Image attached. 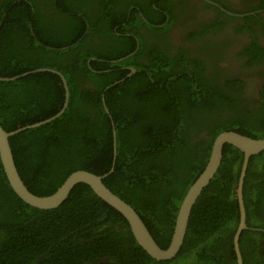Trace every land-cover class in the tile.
Here are the masks:
<instances>
[{"label":"trees","instance_id":"1","mask_svg":"<svg viewBox=\"0 0 264 264\" xmlns=\"http://www.w3.org/2000/svg\"><path fill=\"white\" fill-rule=\"evenodd\" d=\"M139 2L0 0V77L51 69L63 75L69 90L58 118L9 138L28 190L48 196L75 171L104 175L113 168L104 185L134 208L166 249L179 205L206 166L214 138L222 131L264 138V98L260 109L245 111L225 88L199 78L201 61L195 60L193 71H177L155 46L148 51L150 64L101 94L124 76L120 67L135 66L136 53L144 50L133 37L119 36L143 24L130 9ZM145 11L157 10L149 2ZM127 18L133 28H120ZM163 20L152 16L153 25ZM255 49L262 50L253 43L245 53ZM131 53L125 63L110 62ZM63 102L61 80L50 72L0 82V126L10 132L49 119ZM242 157L234 146H224L218 170L192 208L183 245L169 261L144 252L126 220L88 186L76 185L56 209H36L14 194L0 163V264H236L232 237ZM243 201V264H264V151L249 160Z\"/></svg>","mask_w":264,"mask_h":264},{"label":"flooded vegetation","instance_id":"2","mask_svg":"<svg viewBox=\"0 0 264 264\" xmlns=\"http://www.w3.org/2000/svg\"><path fill=\"white\" fill-rule=\"evenodd\" d=\"M149 2L157 11L143 12V6ZM133 8L137 10V16L143 24H138L134 33H121L119 36L133 37L136 48L142 47L144 50L138 55L136 53L135 66L129 63L120 67L124 76L119 82L106 86L101 94L134 75L136 67L150 64L148 51L155 46L173 60L177 71L183 67L193 71L191 67L195 60L201 61L199 78L225 88L242 105L243 110L261 108L264 98V93H261L264 86V59L259 57L264 55V0H140L136 7L130 9ZM156 15L164 17L159 25L152 23V16ZM252 16L262 22L256 25L250 18ZM130 23V18H127L120 28L127 26V29H132ZM251 25L252 32L247 29ZM149 27H155L158 31L153 32ZM117 28L115 32H119ZM91 41L100 43L96 38ZM253 43L262 50L245 53ZM133 53L110 62L125 63L124 60ZM253 54L256 56L254 59ZM178 57L180 60L175 61ZM89 87L94 90V83L90 81ZM102 99L104 101L103 96ZM200 136L196 134V137Z\"/></svg>","mask_w":264,"mask_h":264},{"label":"water","instance_id":"3","mask_svg":"<svg viewBox=\"0 0 264 264\" xmlns=\"http://www.w3.org/2000/svg\"><path fill=\"white\" fill-rule=\"evenodd\" d=\"M37 72H50L60 78L64 89V102L59 112L49 119L19 127L10 132L5 131L0 126V163L9 187L21 201L30 207L40 210L56 209L64 203L76 185L84 184L92 190L97 198L117 211L126 220L134 240L144 252L156 261H169L175 258L183 245L192 208L202 190L208 185L218 170L223 157L224 146L232 145L243 155L236 186L239 222L232 237L236 264H243L242 255L239 249V240L242 232L248 229L243 201V184L250 158L264 151V138L253 139L233 131L221 132L214 138L206 166L193 184H191L179 205L169 246L166 249H162L155 242L148 228L134 208L104 185V178L112 172L113 168L104 175H95L84 170L75 171L66 178L54 193L48 196H37L28 190L17 171L9 144V138L58 118L68 104L69 90L63 75L60 72L51 69H37L11 78L0 77V82H8ZM104 108L105 112L108 113L105 104Z\"/></svg>","mask_w":264,"mask_h":264},{"label":"rangeland","instance_id":"4","mask_svg":"<svg viewBox=\"0 0 264 264\" xmlns=\"http://www.w3.org/2000/svg\"><path fill=\"white\" fill-rule=\"evenodd\" d=\"M75 8H76V9H81V8H79V6H77V5H75Z\"/></svg>","mask_w":264,"mask_h":264}]
</instances>
